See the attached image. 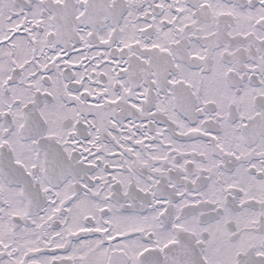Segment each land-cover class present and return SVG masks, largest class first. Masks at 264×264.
<instances>
[{
    "label": "snow or ice",
    "instance_id": "obj_1",
    "mask_svg": "<svg viewBox=\"0 0 264 264\" xmlns=\"http://www.w3.org/2000/svg\"><path fill=\"white\" fill-rule=\"evenodd\" d=\"M0 264H264V0H0Z\"/></svg>",
    "mask_w": 264,
    "mask_h": 264
}]
</instances>
